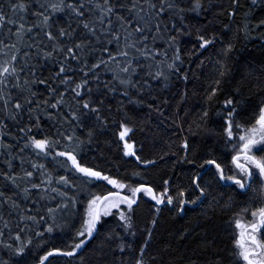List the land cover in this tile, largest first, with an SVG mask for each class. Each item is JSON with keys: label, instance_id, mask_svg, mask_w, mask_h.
Returning a JSON list of instances; mask_svg holds the SVG:
<instances>
[{"label": "snow or ice", "instance_id": "snow-or-ice-1", "mask_svg": "<svg viewBox=\"0 0 264 264\" xmlns=\"http://www.w3.org/2000/svg\"><path fill=\"white\" fill-rule=\"evenodd\" d=\"M184 3L185 0H0V101L4 105L0 115V223L7 230V236L0 230V244L11 251L15 264H28L33 238L25 229L46 245L45 233L62 227L56 222L57 212L69 208L79 213V228L67 246L48 248L36 264H47L53 256L78 257V264H133L125 253L133 248L134 241H128L125 234L136 235L134 217L140 194L153 202L150 226L134 260V264H145L144 254L164 207L179 214L187 205H192L193 211H203L206 201L209 208L220 206L211 195L213 183L203 180L205 166L217 184L231 182L228 186L238 195L249 190L264 193V155H258L264 153V100L256 105L250 123L239 120L244 103L236 98L242 96L239 86L223 102L222 113H218L222 120L219 130L203 127L209 118L207 108L197 118V128H203L208 137L217 131L223 135L224 144L231 148V169L226 170L227 165L208 148L207 158L199 165L201 170L190 176L187 184L180 177L174 196L171 177L162 178L157 190L147 181L130 184L84 162L89 152L103 158L114 147L123 157H134L142 165L163 162L166 153L153 159L142 158L130 136L137 125L148 127L153 113L164 120L170 118L168 97L160 100L151 81L159 84L163 80L161 90L169 87L173 74L188 82L195 78L197 70L203 75L205 63L201 59L195 69L190 65L182 70L179 37L190 34V29L178 26L175 20L169 28L168 13H177L181 22L186 19L185 12L211 15L196 29V51L214 47L218 39L215 33L207 32L209 25L220 21L218 15L210 13L214 5L206 9L203 0H187L189 7L185 8ZM232 4L236 7L228 10L229 19L236 15L239 0H232ZM256 6L257 0H252L241 31L246 40L255 36L264 47V18L251 17ZM162 24L168 30L166 46L175 51L170 61L167 52L154 45ZM223 28L227 31L230 25L224 24ZM220 43L215 61H210L213 78L208 99L221 91L226 77L235 82L234 76L241 69L248 77L256 71L252 62L245 60L241 65L234 60L233 53L239 50L233 42L221 39ZM157 54L163 60H157ZM149 59L157 65L166 63L168 73L159 67L153 71L151 64L141 63ZM258 72L257 81L264 87V64ZM244 78L241 74V80ZM17 90L26 95L21 97ZM180 99L183 101L185 96ZM136 108H146L144 118L138 119ZM5 137H10L11 142ZM181 147L184 154L173 163L174 170L180 165H196L195 159H189L187 137ZM132 176L140 177L141 173L133 172ZM102 182L111 188L95 191ZM256 184L258 189L254 188ZM35 206L39 207L30 215ZM228 206H234V202L230 200ZM235 206L237 210L229 221V227L234 225L229 256L213 252L214 260L209 264H264V204ZM109 217L116 218L114 226L108 225ZM198 224L199 220H194L193 229ZM191 234L192 229H184L177 236L183 241ZM97 237L99 242L87 255H81L86 243ZM212 243L207 241L205 247ZM0 264L9 262L0 260Z\"/></svg>", "mask_w": 264, "mask_h": 264}, {"label": "trees", "instance_id": "trees-1", "mask_svg": "<svg viewBox=\"0 0 264 264\" xmlns=\"http://www.w3.org/2000/svg\"><path fill=\"white\" fill-rule=\"evenodd\" d=\"M252 0H239L236 15L231 19L228 18L227 12L230 8L236 7L232 4V0H203L204 6L207 9L209 4L214 5L210 9L211 14L218 15L220 18L219 23L209 25L207 32L209 34L215 33L217 35V43L214 47L201 49L196 51L194 46H197V27L206 18H211V15L197 14L194 12H185L186 19L181 22L179 15L174 12H169L166 23L169 28L172 21L175 20L178 26H183L190 29V34L180 35L179 46L181 48V55L183 58L182 70L188 69L189 66L195 69V65L201 59L205 61L203 67V75L200 71H196L195 78H190L188 82L183 81L181 78L173 74L170 77L169 87L161 90L163 80L158 84L156 81H151L159 94L160 100L165 96L168 97V113L170 118L164 120L153 113V120L149 123L148 127L137 125L134 131L130 133L132 140L136 142L138 154L144 159H153L161 155L167 154L163 162H158L155 166L142 165L134 157H123V155L116 151L115 147L111 152H106L103 158H100L97 153L89 152L84 159L88 165L103 168L110 174L117 175L120 178L126 179L130 184L135 182L147 181L154 184L157 190H160L162 178H172L173 191L172 195H176L175 185L178 179L182 177V182L187 184L189 177L195 175L200 171L199 165L203 159L207 158V149L212 148L213 155L217 156L227 165L230 169V155L231 148L224 144L223 135L217 133L211 137L204 134L203 128L198 129V117L204 108L209 111V118L207 123L203 125L205 128H213L219 130L222 125V120L218 113H222L223 102L227 96L236 91L237 86L242 89V96H237V99H242L241 115L239 120L251 122L256 111V105L264 100V87L258 83L257 76L259 75L258 69L264 64V47H261L262 42L253 36L251 39L246 40L243 36L241 29L245 23V13L249 11V6ZM184 7L188 8L189 5L185 0ZM7 10V7H6ZM251 17L254 19L264 18V2L257 0V6L252 9ZM31 19V17H30ZM155 23V21H153ZM229 24V30H224L223 25ZM161 32L156 34L157 39L154 41L155 47L161 49V52H167L169 61L174 57L175 51L173 48L166 46L168 30L161 25ZM221 39L224 43L233 42L238 49V52L233 53L234 60L238 64H244L245 60L253 63V72L251 77H248L246 71L241 69L234 76L235 82L229 80L228 77L222 85L221 91L214 97L208 99V92L210 90V80L213 78V65L210 61H215L217 52L221 49ZM153 41L149 40L150 47ZM133 55H139L133 52ZM244 59L241 60L240 56ZM157 60H163V56L157 54ZM142 64H151L152 70L155 71L158 67L160 70L168 73L167 64L157 65L155 61L149 59L148 61L141 60ZM145 71H148L147 67ZM241 74L245 78L241 80ZM105 76L110 78V74L105 73ZM264 80V78H262ZM43 93V87L39 88ZM17 94L23 97L26 93L17 90ZM185 96L181 101L180 97ZM3 101H0V115L3 113ZM138 119L144 118L145 109L136 108ZM10 126L14 129L15 125L9 122ZM143 127V130H141ZM191 129V131H189ZM185 137L189 140L190 151L189 159H195L196 165H180L179 169H173V163L179 159L184 153L181 147L182 141ZM6 140L11 142L10 137H5ZM228 153L227 156L224 154ZM206 167V166H205ZM183 169V171H181ZM140 172V177H133V172ZM176 175L173 176V172ZM203 180L205 182L211 181L213 188L211 195L216 197L220 206L213 205L209 208L206 201L203 211L196 209L193 211V206L186 207L182 215L177 214L174 210L169 211L168 207L162 209L159 217V224L156 226L153 233L151 243L144 254L145 264H209L214 260L213 252H219L222 256L228 257L229 252L233 247L232 236L233 227H229V221L232 213L237 210L238 206H259L263 204V194L258 191L249 190L245 195L241 196L235 193L231 187L219 184L213 179L212 173L209 171L204 172ZM106 182L96 185L95 191H106L111 186L105 187ZM254 188H259L256 184ZM234 202V206L229 208V201ZM254 202V204H253ZM47 206H52L50 202ZM150 198L140 194L138 206L135 207L134 228L136 231L135 237L125 234V238L133 242V248L125 253L133 260L139 256L140 245L144 243V238L147 235V227L150 226V221L153 215V208ZM29 207H32L29 205ZM29 214H34L36 208ZM82 211V209H80ZM44 213L41 212V215ZM8 216V213H5ZM12 215H15L13 213ZM11 218V217H9ZM198 219L199 224L193 229V221ZM108 225H115L116 218H106ZM57 224L62 227L58 228L54 233H45L43 239L47 244L41 243L40 237H35L34 232H28L27 235L32 236L33 243L29 246L31 249L28 257V264H36L39 256L43 254L48 248L52 246L65 247L68 241L74 236L76 228L80 226L79 213L69 208L63 212H57ZM15 224V221H14ZM43 228V226H42ZM42 228L40 230H42ZM184 229H192V234L188 235L183 241L178 239L177 234L183 232ZM0 230L3 229V224L0 223ZM118 231H122L118 229ZM207 241L213 243L205 247ZM99 242V237L86 243V247L81 250V255H87L90 250ZM154 258V259H153ZM0 260L8 261L9 264H15L16 258L12 256L11 251L0 244ZM47 264H78V257H64L53 256L50 257Z\"/></svg>", "mask_w": 264, "mask_h": 264}, {"label": "flooded vegetation", "instance_id": "flooded-vegetation-1", "mask_svg": "<svg viewBox=\"0 0 264 264\" xmlns=\"http://www.w3.org/2000/svg\"><path fill=\"white\" fill-rule=\"evenodd\" d=\"M258 155H264V153H258ZM231 167H230V169H231ZM206 169H207V166L205 167V171H206ZM221 183L224 184V185H229L231 182H221ZM254 187H255V185H254ZM263 204H264V194H263ZM186 207H191V205H187ZM179 214L182 215L183 212L179 213Z\"/></svg>", "mask_w": 264, "mask_h": 264}]
</instances>
